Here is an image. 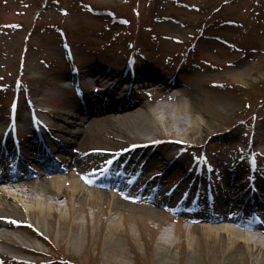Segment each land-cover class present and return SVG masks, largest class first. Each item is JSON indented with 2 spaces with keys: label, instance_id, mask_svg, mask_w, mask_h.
<instances>
[{
  "label": "rangeland",
  "instance_id": "rangeland-1",
  "mask_svg": "<svg viewBox=\"0 0 264 264\" xmlns=\"http://www.w3.org/2000/svg\"><path fill=\"white\" fill-rule=\"evenodd\" d=\"M91 67L109 70L113 79L134 73L133 86L140 92L130 89L131 105L139 104L122 112L120 121L106 123L113 132L88 140L85 153L96 146L118 151L150 135V150L134 163L137 169L154 150L156 160L138 178L135 201L104 191L103 202L56 196L67 211L65 223L60 227L53 206L54 217L45 229L14 215L7 235L33 244L19 245L15 255L0 252V264H254L256 258L264 264V223L259 235H251L189 220L208 221L211 210L232 209L250 185L247 168L253 159L252 187L264 203V0H0V149L7 135L4 122L14 114L18 139L26 144L22 150L30 155L32 107L48 125L47 134L41 128L43 143L52 147L50 139L60 141L55 137L60 133L68 138L69 150L77 149L79 138L70 134L77 124L62 122L56 111L65 101H78L75 85L82 80L57 79ZM161 80L173 81L176 94H162V84H153ZM126 93L120 86L110 99L122 101ZM196 117L202 125L189 128L188 118ZM99 118L86 120L94 127ZM94 128L92 134L101 131ZM196 156L209 163L207 169L195 166ZM108 157L73 164L72 170L91 174ZM9 159L13 163L16 157L0 153V168ZM176 160L181 166H175ZM25 165L35 164L26 160ZM204 171L210 173L208 184ZM51 196L47 193L48 202ZM259 216L264 221L262 212ZM74 218L83 230L79 246L71 238ZM109 230L117 241L114 250L105 243ZM163 237L168 252L161 255L157 245ZM9 241L0 238V243Z\"/></svg>",
  "mask_w": 264,
  "mask_h": 264
},
{
  "label": "bare ground",
  "instance_id": "bare-ground-1",
  "mask_svg": "<svg viewBox=\"0 0 264 264\" xmlns=\"http://www.w3.org/2000/svg\"><path fill=\"white\" fill-rule=\"evenodd\" d=\"M94 71L95 70L91 67L87 69H82L79 72V77L87 78V81L81 84L82 86L81 90L78 91V94L81 93L82 101L79 102L73 99H71L70 101H65L63 104H60L58 106V109L56 111V117L60 118L62 122L66 123V121H68L70 123L77 124V128L71 130V133H70L71 135L77 136L79 138L77 149L69 150L67 147L68 138H66L65 135L60 134V133L58 134L55 133V137L60 138V141L57 139L53 140L52 142L50 141L53 144L51 151L54 154H56V159L53 161V164L55 167L60 168L61 170L67 172L66 177H63L64 175H62L58 171L56 172L47 171L49 173H45L42 178L39 177V175L38 177H36L34 176V173L33 171H31V169L24 167L25 172H28V175L25 176V178L27 179H24V178L21 179V177H18L15 180H13V184L18 183V187L14 188V190H11V189H8V188L5 189L4 187H2L4 186V184L0 185V227H3L2 229H0V238L10 240L9 243H0V252L8 253V254L10 253V254L15 255V252L17 248L19 247V245H25L27 247H31L32 246L31 244H33L32 242L23 240V238L13 237L14 238L13 239L12 237L7 235V231L9 227L11 226L10 218H12L14 215H17L24 221H28V222L32 221L40 229H45L46 227H49L51 224V221L54 217L53 206H56V208L58 209V214H59L58 222L61 227V225L63 226V224L65 223L67 211L62 205H60L58 202L55 201L56 196L60 197V196H66L69 194L70 200H80L84 196L88 201L91 200V201L103 202L102 201L103 198L100 196V194L102 193L100 190H97L90 186H86L82 182H80L77 179V177L75 178L74 173H72V165L75 163L79 165H86L90 163L91 159H94L97 161L99 159H102L104 154H102L101 151L98 152V150H95V152L91 154L85 153L84 146L86 145L87 141L94 140V138L98 136L99 134L107 133L108 131L113 132L112 127H109L110 125H107L106 123H108L109 121H113V120L115 121V123L116 121H120L119 118H120L121 113L134 109L139 104V102L136 101L134 105H131L129 101V92H127L126 95L122 97V101L118 100L117 103L115 101H112L110 99L111 94L113 93V91L118 92V90L120 89V86L116 82L112 84L114 79L109 70L101 69L100 71L101 76H98L97 74H95L93 75L94 76L93 77L92 73ZM72 78H75V77H72L67 74H62L60 75V78H58L57 80L63 83V82L69 81ZM155 79L157 78L150 77L149 80L153 81ZM172 82L173 81L171 80L170 81L161 80L160 82L157 81L156 83H153V84H156V85L158 83L162 84V86L160 87L161 93L168 94L172 90H174V92H177L176 87H170ZM91 85H93L92 89L93 87H97L99 85H100L99 88L105 89L103 93L104 100H101V101L96 100L97 98L96 95L90 91ZM63 87L65 90H68L69 86L63 85ZM126 87H127V84H124V86L122 87L123 90ZM123 104L128 106L127 107L128 109H125L126 111L124 110L125 107H123ZM106 109H110V110L105 112L104 110ZM97 114H99L101 119L99 118V120L93 121V124L95 126L97 125V127H99L101 131H98V133L96 134L95 133L92 134L91 132L95 130L94 128L95 126L91 127L92 124H90V122H88L86 119L90 117L92 119H97L98 117L96 116ZM188 119H189V123L190 121L192 123L191 125H189V128L194 129L195 127L202 125L201 121H199L200 119L197 117L191 118V119L188 118ZM4 123H7V121H5ZM155 124H156V121L154 120V125ZM60 125L62 126V124ZM53 126H56V125L54 124ZM61 128H63V126ZM188 132H190V129ZM152 138L153 137H151L150 135H147L140 142H144L145 144L146 142L152 141L153 140ZM184 139L185 138H183V140ZM261 140L264 141V135L261 138ZM96 148L102 149V150H110L109 147L96 146ZM147 150H150L149 145L138 147L134 150L133 153H139L140 156L145 157ZM155 152L157 153V150H154L146 157L145 166L142 169L141 173L145 174L149 170L148 166H150V164L156 160L155 154H154ZM66 153L68 155H66ZM7 154L10 155L11 152ZM28 157L29 156L25 154V152L22 150L21 159L25 160ZM177 160L175 162V166L179 167L181 165L179 161ZM47 162H48V158H41L40 163L42 165L43 164L46 165ZM8 165L10 166V164L7 163L0 168L1 178L2 177L7 178V179L11 178V173L8 171V168H7ZM155 165L158 166L157 163ZM31 176H32V181L31 182L28 181L29 183H27V185L25 183L24 185H26V188L24 189L23 188L24 185H22L21 183L26 182L27 180H29V178L31 179ZM262 186L264 187V184ZM33 190L34 191L40 190V194H39L40 196L35 197L33 195H29V192H32ZM108 191H109L108 193L109 195L118 192V190L116 188H113V186L111 189H108ZM47 193L52 194L51 196L52 200L50 202H48L47 200ZM131 195H133V192L129 194L128 196H131ZM244 195H246V193H243L242 196ZM241 197L236 199V206L239 205ZM119 201L122 204L124 203L121 200ZM111 202L112 201H110V203ZM111 204H113V202ZM254 204L257 205V207H259V210L260 208L264 206L263 201H261V199L255 195H253V199H248L247 202L245 203L246 207H252ZM223 214H225V211ZM72 222H73L72 226L74 227V230L72 231V234H71L72 243L74 246H79L82 240V233H83V230L80 227V219L74 218ZM112 224H115V223H112ZM200 225L205 228H209V229L211 228L227 229V231L230 233L237 232V233L246 234L247 232L244 230L240 231L238 229H235L232 226H230L227 222H224L222 220H218V223H213V222L208 223V221L207 222L202 221ZM58 232H60V230H58ZM243 240L250 241L248 238L247 239L245 238ZM35 243L39 244L38 241H36ZM105 243L109 249H112V250L115 249L117 245V241H115V235L112 230L107 231ZM165 243H166L165 237H163V239L160 238L158 240L157 252L161 255L166 254L168 252V249ZM258 262H259V259L257 258L254 259V264H258Z\"/></svg>",
  "mask_w": 264,
  "mask_h": 264
}]
</instances>
